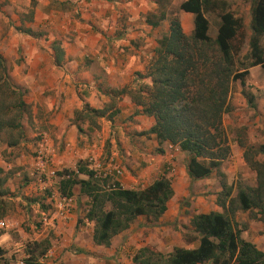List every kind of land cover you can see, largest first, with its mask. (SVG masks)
<instances>
[{
  "label": "crops",
  "instance_id": "1",
  "mask_svg": "<svg viewBox=\"0 0 264 264\" xmlns=\"http://www.w3.org/2000/svg\"><path fill=\"white\" fill-rule=\"evenodd\" d=\"M183 1L185 0H180V3ZM216 2L222 3L224 11L230 12L235 18L241 20L244 37L240 50L242 46L245 47L243 53L245 54L246 42L250 36V0ZM158 3V0H0V55L5 61L10 81L15 87L25 90L24 102L30 106L32 116L37 115L34 122L36 125H41L40 141L44 144L40 150L51 158L50 167L42 170L46 175H52L61 168L74 170L78 161L84 162L88 158L96 160L103 152L104 143L108 142L112 143L114 149L112 155H115L116 160L118 157L119 161L117 164L113 161L112 165H105L104 169L110 171L108 176L121 188L142 189L165 172L171 180L173 190L171 198H173L177 195L175 186L180 183L183 176L190 182L185 171V161H182L186 160L185 153L167 143L158 144L152 135H138L148 130L153 124L152 118L142 116L138 112L139 121L145 124L132 126L131 132L121 136L120 146L116 142L119 139L112 133V121L115 116L109 120L104 119L105 121L102 120V122H95V118L89 119L84 126L85 134L78 131L79 121L74 120L75 112H79L82 104L85 103L95 110L101 107L109 110L110 105L106 103L109 102L111 89L112 91L120 90L128 86L134 89L137 85L149 84L147 79H136L134 73L142 72L153 57V50L158 39L157 31L162 21L156 27H151L146 22V17L149 12L156 11ZM85 9L87 14L79 17V12ZM215 11L218 13L219 9ZM240 12L244 13L243 19L239 15ZM207 15L205 14L206 19ZM83 17L92 19L89 22H82L80 19ZM180 18H182L180 19L182 32L189 36L192 31V15L181 12ZM183 20L186 22L188 31L184 29ZM207 21L209 32L210 22L208 19ZM91 23H95L98 30L92 29ZM216 25L217 18L213 34H215ZM26 30L35 36L26 35L24 33ZM208 36L214 37L210 34ZM53 41L58 43L63 53L59 67L53 65L50 49ZM260 46L264 49V38L261 39ZM18 57H22L21 60H18ZM255 75L264 76V73L258 66L247 69L250 80L254 79ZM237 89L238 96H241V87L237 86ZM249 92L254 98V107H248L244 99L241 103L239 102V107L231 104L230 116L235 122L232 126L245 125L261 129L264 125V94L257 99L252 89ZM230 95L231 92L228 98ZM116 108L117 114L122 116L131 115L139 110L127 94L120 96ZM236 117L238 119L235 121ZM119 132L121 133L120 130ZM28 134H30L29 137L35 136L32 132ZM228 145L230 155L220 166V172L225 176L226 173L249 171L253 177L249 185L252 187L255 181L254 171H250L244 162L242 166L236 164L243 153L242 149L236 142L229 140ZM261 155L264 160V153ZM128 160L134 163V166L125 167L124 163ZM119 163L123 166L119 167ZM36 165L40 167L38 162ZM112 168H118L120 174L113 173ZM57 181L54 192L59 194ZM197 181H202V184L207 187L205 190L194 192L192 199L195 198L196 201L195 206L192 207V216L220 212L214 204L215 195L206 194L212 189L216 194L219 191V185L216 187L210 177ZM46 184L48 183L43 184L37 181L38 189ZM71 193L69 214L64 220L56 221L49 228L40 227L39 222L45 212L42 209L34 211L40 215L39 219H36L38 224L35 226L39 228V232L32 235V240L38 241L40 238L52 236L58 241L54 248L56 254L48 258L44 253L38 257L37 262L39 264H77L79 261L80 264H117L122 260V255L116 250L114 239L124 238L132 233L131 225L139 218L134 220L128 229L111 239L108 246L110 250L106 247L103 255L107 258H102L100 255L102 246L94 245L91 240L92 223L82 219L86 211V198L79 195L78 187H73ZM206 197H211L212 201L201 204ZM170 201L171 199L168 203ZM166 213L167 206L162 216ZM161 217L157 221H160ZM78 220H80L79 223H77ZM232 221L237 228L243 227L240 229V238L250 242L264 253V221L250 219L248 212L239 211L234 213ZM12 227L13 225L9 224L7 229L2 230L7 233L0 234L1 251L8 249L12 243L11 231L8 232ZM189 230L191 231L190 225ZM137 237L140 236L137 235ZM17 244L16 242L14 245ZM139 244L145 245V243ZM169 245L171 246L168 249L171 251L173 247L193 249L197 244L194 247H188L170 242ZM19 248L20 254L23 255L22 244H19ZM4 253L3 251V255ZM130 257L132 258L133 255ZM131 258L129 263L132 264Z\"/></svg>",
  "mask_w": 264,
  "mask_h": 264
},
{
  "label": "trees",
  "instance_id": "2",
  "mask_svg": "<svg viewBox=\"0 0 264 264\" xmlns=\"http://www.w3.org/2000/svg\"><path fill=\"white\" fill-rule=\"evenodd\" d=\"M221 4L214 0H185L178 5L179 11L192 15L191 34H183L176 17L169 19L167 33L156 40L150 64L144 74H136L149 84L140 85L130 96L140 108L138 112L153 120L148 130L138 133L139 136L152 135L158 144L167 143L185 153V171L190 181L206 179L212 174L218 177L219 191L214 204L220 212L191 217L189 225L194 236L190 243L196 242L195 248L173 247L164 255L141 247L131 258L132 264H264V253L240 238L243 227L237 228L232 221L236 211L248 212L250 219L264 221V161L253 162L247 155L243 157L247 167L255 173L252 187L236 185L232 188L220 172L228 153L221 120L230 111V85L238 82L240 95L248 107H254L253 96L243 90L244 78L250 67L258 66L264 73V49L260 46L264 38V0H250V36L240 69L235 66V57L243 43L242 23L224 11ZM215 9H219L214 14L217 25L214 37L210 38L205 14H212ZM164 19L165 14L160 11L156 16L149 14L146 22L156 27ZM24 33L35 36L29 30ZM50 49L53 65L59 67L62 50L56 41L50 44ZM23 94V90L11 83L0 55V132L16 131L17 136L21 135L20 121L30 115ZM116 94H125V88ZM104 110L91 109L84 104L85 114L96 118H102ZM117 113L114 109L106 119ZM82 115L75 112L74 120L85 119ZM16 143L17 140H13L8 146ZM55 175L61 196L70 197L72 188L78 187L79 195L86 198L82 219L92 223V243L105 248L137 218L156 223L173 195L171 180L165 172L138 190L121 188L109 176H96L81 161L75 164L74 170L63 169ZM31 245L24 264H31L42 256L49 244L42 240ZM2 255L0 250V257ZM0 261L7 264L5 260Z\"/></svg>",
  "mask_w": 264,
  "mask_h": 264
},
{
  "label": "rangeland",
  "instance_id": "3",
  "mask_svg": "<svg viewBox=\"0 0 264 264\" xmlns=\"http://www.w3.org/2000/svg\"><path fill=\"white\" fill-rule=\"evenodd\" d=\"M158 1H159L158 3L159 5H157L156 11H154V13L149 12V14L151 16H156L160 11H163L165 14V19L159 24L161 25V27L157 31V38H160L162 35L167 33L168 21L170 18L176 17L179 20V23H180V19L182 18H180L181 11L178 10V5L180 3V0H158ZM215 1H221V0H215ZM215 12L216 11L214 10V12L211 15L210 14L207 15V19L210 22V30L208 34H210V36L212 37L214 36L213 34L214 24L216 22V17L214 15ZM85 14H87L86 9L82 12H79L78 15L80 17L81 15H85ZM236 15H238V13H236ZM239 15L242 19L244 18V13L240 12ZM91 19L92 18L89 19L83 17L80 20L82 22H87V21L89 22L91 21ZM154 19L155 18H151L152 21ZM183 25H184V29L186 30L187 27H186V22L184 20H183ZM91 28L94 30L95 29L98 30V27L95 23H91ZM244 48L245 47L242 46L241 50L235 57V64H236L235 66L238 69L243 68L242 64L244 63V61L242 59V54L244 53ZM18 58H19L18 60H21L22 57H18ZM150 62L146 65L145 69L148 67ZM145 69L142 72H135L134 77L136 79H140L136 76V74L137 73L144 74ZM253 78L254 79L251 80L248 78V76L244 78L243 90L249 92V90L252 89L253 94L258 99L260 96L264 94V76L255 75ZM237 86H240L238 82H232L230 85L231 95L228 98V104L230 106V109L232 107L231 104H234V106L239 107L240 105L239 102L241 103V100H243V98L241 96H238L237 94L238 93ZM138 87H139L138 85L134 89L130 88L129 86L124 87L125 94L131 96L134 90H136ZM23 91H24L23 94V100H24L25 90ZM117 91L118 90H113V91L112 89L110 90L111 95L109 96V102H107L106 104H109L111 107L109 110H104L105 112L102 118L96 119V117H94L91 114L88 113L85 114L84 104H82L81 110L79 112H81V115L83 114L86 117L85 119L78 120L79 122L77 126L79 132L83 134L86 133L85 131L86 128L84 126L89 121V119L95 118V122L97 121L102 122V120L105 121L104 119H106L107 116L111 112H113L114 109L117 110L116 106L121 96L119 94H116ZM104 108L105 107H101V109ZM136 112L126 116L117 114L115 115L112 121V133L115 138L117 137L119 139V141H116L119 144V146L121 145L120 144L121 136H125L126 133L131 132L130 128L132 126L145 124L139 121L140 119L138 117V110ZM34 118L36 121L37 115L32 116L30 110L29 117L28 118L23 117L21 119L20 121L21 135L19 136H17L16 131L3 130L0 132V169H1L0 219H4L8 221L10 225H13V227L10 228V230H8V232L11 231L10 236L12 239V243L9 242L10 245L8 246V249L3 250L5 253L0 259V260H5L7 264H16V261L21 256L20 254L21 249L19 248V244H22V251L28 257V255L30 254V249L28 247H32L31 244H33L34 242L47 240L49 244L48 250H50V256L48 258H52L54 254H56V251H54L55 250L54 248L57 246L58 243L56 237L48 236L50 237L49 239L48 237H46V238H40L38 239V241L32 240V235L39 232V228L35 226H37L38 224V221L36 222V219L38 220L40 215L37 212L35 213L34 211L42 209L45 212V214L48 212L50 206L47 199L48 196L54 192V186L56 185L55 182L58 179L55 175L56 173H53L52 175H46L45 173H43L44 171L41 172L40 167L36 165V162L40 164V160H38L37 158V152L39 151L42 152V150L40 149L43 148L44 143L40 141L42 135L41 125L40 126L36 125V123L34 122ZM237 119L238 117L235 118V121ZM248 119L251 118L248 117ZM38 121L39 120H37V122ZM221 123L226 139V145L228 148L227 156L222 161L221 165L226 162V160L228 159L227 157L230 155V147L228 145V140L231 142H236L243 151L242 155L239 156L240 160L236 162L237 166H242V163L243 162L245 163L243 158L245 155H247V158L253 162L264 161L262 160V155H261L264 153L263 150L264 125L261 127V129L246 127L245 125L232 126V124H234L235 122H233V119L230 116V111L222 116ZM125 124L127 126H124ZM126 127L128 129H126ZM116 129H119L121 133L119 132V130ZM29 132L34 133L35 136L29 137L30 136V134H28ZM13 140H17V143L13 146H8V143L12 142ZM106 143L108 145H106ZM106 143H104L103 145L104 149L102 150L103 151L102 154L100 155L99 158H96V160L99 162L102 168H104L105 165L107 164L112 165L114 162L115 164H117L119 161L118 157L116 160L115 155H112V153L114 152L112 143H108V142ZM259 152H263V153L260 154ZM85 161L86 159L84 160V162ZM182 161H186V160L183 159ZM122 166L123 165L119 163V167ZM124 166L130 168L134 166V163H130V160H128L125 161ZM49 167L50 165L48 164L44 165V168H49ZM63 169L64 168H61L56 172H59ZM210 179L213 180L214 185L218 187V177L215 174H212L210 176ZM252 179L253 177L252 175H250L249 171L235 173V174L226 173L225 175V182L228 185H231L232 188H234L236 185L249 186L252 183ZM37 181L43 182V184L45 183L48 184L44 185L43 188L38 189ZM206 187L207 185L202 184V181L200 182L197 181V183H195V181L189 182L183 176V179L180 181V183L175 186L177 195L171 198V201L167 205V213L161 217L160 221H157L154 224H150L149 222L145 221L143 218H139L135 221V223L131 225L132 226L131 232L135 234L134 236L132 233H130L128 234L129 236L127 235L124 238L116 237L114 239L116 250L120 252L122 255V260L118 261L117 264H127V262L128 264H131L129 263L131 258L130 256L134 255L138 248L144 246L164 255L170 251L168 249V247L171 246L169 245L170 242L178 246L182 245V246L194 247L196 243L194 242L190 243V240L191 238H193L194 235H192L191 231L189 230V221H190V217L192 216V207L195 206V201H196L195 198L192 199V197L194 195V192L205 190ZM209 192L210 191H208L206 194L212 196L215 195L213 189L210 193ZM233 194L234 191L232 192V195ZM210 201H212V198L206 197L204 198V203L201 204H208ZM2 233L5 234L7 233V231L6 232L0 231V234ZM137 235H139L140 237H137ZM178 235L180 237L179 239H178ZM16 242L18 244L14 245ZM139 243H143V244L145 243V245L142 246ZM109 248L110 247H108L107 250H110ZM100 252L102 258H107V257H103V255L106 252V248L102 247L100 249ZM38 259L39 258H37L35 261H32L31 264H39L37 262ZM77 264H80V262L78 261Z\"/></svg>",
  "mask_w": 264,
  "mask_h": 264
},
{
  "label": "built area",
  "instance_id": "4",
  "mask_svg": "<svg viewBox=\"0 0 264 264\" xmlns=\"http://www.w3.org/2000/svg\"><path fill=\"white\" fill-rule=\"evenodd\" d=\"M37 158L40 160V170L44 169V165L51 163L50 156L46 155L44 152H37ZM86 163L85 166L87 169L93 171L96 176H108L110 174L109 170H106L102 168L98 161L88 158L84 162ZM112 172L116 175L120 174V170L118 168H112ZM52 174V173H51ZM48 203L50 206V209L48 212L42 216L40 219V227L41 228H49L51 227L56 221H62L65 219V217L69 214L70 208H71V200L69 197H63L60 194H57L55 192L51 193L48 196ZM9 226V223L0 220V231L7 229ZM45 256H50V250H47L45 252ZM27 258L26 255H21V257L16 261V264H24V260Z\"/></svg>",
  "mask_w": 264,
  "mask_h": 264
}]
</instances>
